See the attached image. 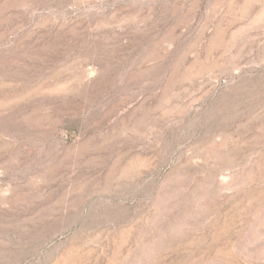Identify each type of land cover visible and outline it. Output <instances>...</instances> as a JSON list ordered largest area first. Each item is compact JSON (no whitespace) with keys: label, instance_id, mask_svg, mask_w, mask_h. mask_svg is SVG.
<instances>
[{"label":"rangeland","instance_id":"rangeland-1","mask_svg":"<svg viewBox=\"0 0 264 264\" xmlns=\"http://www.w3.org/2000/svg\"><path fill=\"white\" fill-rule=\"evenodd\" d=\"M0 264H264V0H0Z\"/></svg>","mask_w":264,"mask_h":264}]
</instances>
